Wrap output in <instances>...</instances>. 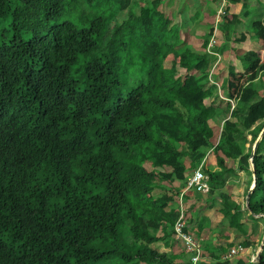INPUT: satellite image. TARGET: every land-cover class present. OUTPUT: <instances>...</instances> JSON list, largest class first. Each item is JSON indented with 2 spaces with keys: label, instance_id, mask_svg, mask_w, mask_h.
<instances>
[{
  "label": "trees",
  "instance_id": "1",
  "mask_svg": "<svg viewBox=\"0 0 264 264\" xmlns=\"http://www.w3.org/2000/svg\"><path fill=\"white\" fill-rule=\"evenodd\" d=\"M263 42L262 0H0V264H192L197 168L199 264H253L223 256L264 225V70L235 98L220 71Z\"/></svg>",
  "mask_w": 264,
  "mask_h": 264
},
{
  "label": "rangeland",
  "instance_id": "2",
  "mask_svg": "<svg viewBox=\"0 0 264 264\" xmlns=\"http://www.w3.org/2000/svg\"><path fill=\"white\" fill-rule=\"evenodd\" d=\"M264 0H262L263 2ZM235 9V10H238L240 11V9H242V6L240 4H237L235 5V7H233L230 3H227V2H224L222 1V9L219 8L218 9V13H222V10H232ZM248 19V18H247ZM215 30V29H214ZM213 30V31H214ZM215 33V31L213 32V34ZM263 46H264V42H263ZM264 48V47H263ZM260 56H258L257 54H250V55H247L246 57H248V59H246V61L248 62L249 64V71H243L241 70V66L239 64V62L237 61V64H238V68L240 69L241 73L237 74L236 76H232V75H228V69H227V65H223L221 67V76H223L224 78V81L223 83L226 84L227 88H228V91H229V95L231 96V98H235V96H237L240 92V90L242 89L243 85L246 84L249 80H252V79H256L258 78L259 76V73L261 70H264V51L263 49L260 51ZM259 57V58H258ZM218 93L219 95L224 99L226 97H224V93L222 92V89L219 88L218 90ZM232 102H230L232 105H233V102H234V99H231ZM254 114H258V110L256 109V111L254 112ZM261 121V118H258L256 121H255V124H257L258 122ZM249 137V136H248ZM198 142V140H197ZM192 145L196 146V141L192 140L191 141ZM238 174V179L239 182L234 186H232V189L235 191V193L237 194V200L242 204V206H244V199L246 200L245 198V191H244V183H245V180L247 179V176L244 174V172L242 170L238 171L237 172ZM179 176H182L181 174H179ZM190 190H193V189H190ZM203 200H206V198H208V195L207 194H203ZM185 198L183 200V205L185 207ZM206 204H204L201 208V210H206ZM217 204L215 207L211 208L212 209V213L214 212L215 208H217ZM244 217H246L247 220L249 221H252L251 219V216L249 215V212L245 211L244 210ZM218 218L216 219L217 221L219 220V216H217ZM207 218V217H205ZM208 219V218H207ZM205 220V219H204ZM204 223H206L204 221ZM264 225L263 224H258V228L256 230V233L252 236V238H250L248 241H249V244L245 246V248H249L250 251H245V248L243 250H241L239 253H241V255H245L246 256L248 255L249 258L251 260H254L255 258V255H256V252L259 248V241H260V238H261V234H262V227ZM217 230V229H215ZM218 231V230H217ZM210 240H215V239H212V237L210 238ZM239 240H242V237L238 234L237 237H234V242L235 244H240L241 241ZM253 241V242H252ZM235 244H231V246L235 245ZM228 248H225V250H227ZM230 251V249L225 253L224 257H223V260L224 262H227L228 259H232L234 258L236 255L234 256H231V257H228L227 254L228 252ZM191 259V257H190ZM234 260V259H232Z\"/></svg>",
  "mask_w": 264,
  "mask_h": 264
},
{
  "label": "built area",
  "instance_id": "3",
  "mask_svg": "<svg viewBox=\"0 0 264 264\" xmlns=\"http://www.w3.org/2000/svg\"><path fill=\"white\" fill-rule=\"evenodd\" d=\"M211 44V43H210ZM209 44V45H210ZM230 102H232L230 100ZM233 107V105H232ZM187 189H194L201 193H206L209 190L207 176L202 172L201 168H197L188 177L186 183ZM179 215L173 224V235L175 240L181 242L186 252L191 254L192 264H199L202 258V239L192 236L185 230L187 222L184 217L183 195L179 196ZM242 250L241 246L233 247L228 252L227 256L231 257L238 254Z\"/></svg>",
  "mask_w": 264,
  "mask_h": 264
},
{
  "label": "water",
  "instance_id": "4",
  "mask_svg": "<svg viewBox=\"0 0 264 264\" xmlns=\"http://www.w3.org/2000/svg\"><path fill=\"white\" fill-rule=\"evenodd\" d=\"M263 131H264V128L262 129V131H261V133L259 134L258 138L256 139L255 143L253 144L252 152H251V154H250L249 162H250V168H251L252 172H254V167H253V163H252V156H253V154H254V152H255V148H256V146H257V143H258V141L260 140V135L262 134ZM254 179H255V175L253 176V183H252V185L250 186V188H249V190H248V193H247V195H246V201L248 200L249 194L251 193V191H252V189H253V187H254ZM256 216H257V215H256ZM263 243H264V236H263V238H262V240H261V242H260V246H259V248H258V250H257V252H256L255 258H254V260H253V264H259V254H260V251H261V248H262Z\"/></svg>",
  "mask_w": 264,
  "mask_h": 264
},
{
  "label": "crops",
  "instance_id": "5",
  "mask_svg": "<svg viewBox=\"0 0 264 264\" xmlns=\"http://www.w3.org/2000/svg\"><path fill=\"white\" fill-rule=\"evenodd\" d=\"M236 5H237V4H236ZM256 79H257V78H256ZM223 81H224V79L222 80V82H223ZM188 190H190V189H187L186 187L182 190L181 193H182V195H183V200H184V198H185L184 193H186ZM181 193H180V194H181ZM185 200H186V199H185ZM205 206H206V205H205ZM184 210H185V207H184ZM193 218H194V217H192V219H193ZM192 219H191V220H192ZM235 237H237V235H235ZM199 238H201V237H199ZM201 239H202V238H201ZM239 241H241V240H239ZM178 242H179V241H178ZM179 244H180V245L182 246V248L184 249L183 244H182L181 242H179ZM237 246H241V245H240V244H238V245L235 244V245H233L231 248H233V247H237ZM241 247H242V250L245 248V247H243V246H241ZM243 251H244V250H243ZM245 251H248V252H249L250 249L246 247V248H245ZM236 256H237V257H238V256L246 257V254H245V255H244V254L241 255V253H238ZM236 256H235V257H236ZM223 257H224V256H223ZM251 261H252V260H251Z\"/></svg>",
  "mask_w": 264,
  "mask_h": 264
}]
</instances>
